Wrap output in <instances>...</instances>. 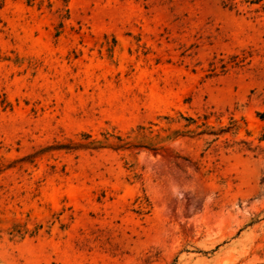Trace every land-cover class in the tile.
<instances>
[{"label": "rangeland", "instance_id": "374dc122", "mask_svg": "<svg viewBox=\"0 0 264 264\" xmlns=\"http://www.w3.org/2000/svg\"><path fill=\"white\" fill-rule=\"evenodd\" d=\"M229 2L0 1V264H264V13Z\"/></svg>", "mask_w": 264, "mask_h": 264}, {"label": "trees", "instance_id": "16d2710c", "mask_svg": "<svg viewBox=\"0 0 264 264\" xmlns=\"http://www.w3.org/2000/svg\"><path fill=\"white\" fill-rule=\"evenodd\" d=\"M1 1V0H0ZM230 2L225 4V6H228L230 9L235 6L233 3L234 0H229ZM239 3L245 4L247 6H257V9H255V12L261 11L264 13V0H239ZM122 147V146H118Z\"/></svg>", "mask_w": 264, "mask_h": 264}]
</instances>
